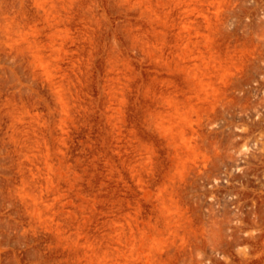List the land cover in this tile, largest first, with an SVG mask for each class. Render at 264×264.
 Instances as JSON below:
<instances>
[{"label":"rangeland","instance_id":"obj_1","mask_svg":"<svg viewBox=\"0 0 264 264\" xmlns=\"http://www.w3.org/2000/svg\"><path fill=\"white\" fill-rule=\"evenodd\" d=\"M263 222L264 0H0V264H264Z\"/></svg>","mask_w":264,"mask_h":264},{"label":"bare ground","instance_id":"obj_2","mask_svg":"<svg viewBox=\"0 0 264 264\" xmlns=\"http://www.w3.org/2000/svg\"><path fill=\"white\" fill-rule=\"evenodd\" d=\"M257 54V53H256ZM261 58V57H260ZM262 195V194H261ZM264 223V222H263ZM263 234V233H262ZM262 235H260V237H261ZM263 239H264V237H263ZM262 240V239H261Z\"/></svg>","mask_w":264,"mask_h":264}]
</instances>
